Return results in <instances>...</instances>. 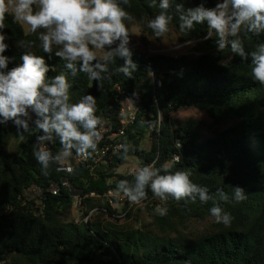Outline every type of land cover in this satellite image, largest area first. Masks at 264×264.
Segmentation results:
<instances>
[{"label":"trees","instance_id":"obj_1","mask_svg":"<svg viewBox=\"0 0 264 264\" xmlns=\"http://www.w3.org/2000/svg\"><path fill=\"white\" fill-rule=\"evenodd\" d=\"M216 2L222 0H174V4L184 3L185 9L201 3L214 7ZM149 3L130 0L131 7H124L133 20L126 25L129 30L141 28L143 36L155 37L147 23L160 10L158 6L148 7ZM171 14L168 33L182 43H196L195 55L176 58L131 50L137 65L132 77L115 73L110 82H102V88L84 73L72 77L69 72L71 102L93 95L97 115L106 123L120 126L122 100L127 99L137 109L136 122L123 140L135 148L127 160H121L118 152L111 163L94 173L85 164L76 166L71 174L56 171L52 164L45 176L33 154V147L36 151L41 147L37 136L44 135L42 130H35V114L30 113L29 121L33 131L24 133L23 138L11 121L0 125V206L10 207L0 219V264H264V86L251 78V57L242 60L231 52L233 37H228L226 48L219 51L215 35L205 39L206 22L191 32H181L177 14ZM40 31L44 30L26 33L22 24L14 22L11 12L6 15L4 32L9 48L4 55L15 58L9 70L21 63L24 49L18 42L24 40L34 42L29 50L55 66V71L47 74L49 78L67 72L65 62L54 55L60 46L53 47L50 59L43 52ZM241 39L245 51L251 52L257 43H264V34L242 33ZM123 64V58H116L110 71ZM193 107L206 112L220 129L205 137L200 122L171 116ZM141 120L145 121L143 126ZM148 138L150 147L144 149ZM42 143L53 155L60 150L58 137ZM131 157L138 158L140 166L156 161V167L168 163L172 171H189L192 181L207 187L209 194L222 189L229 201L219 203L233 216L231 226L215 222L209 212L211 202L201 204L197 200L185 205L183 200L170 198L151 207L155 197L150 189L144 207H123L121 212L115 209L106 196L115 191L118 180L134 182L133 175L118 173ZM64 180L68 188L62 185ZM52 183L61 187L60 193L48 194L45 209L38 215L36 203L24 197V192L33 186L49 188ZM233 187L243 188L247 199L233 201ZM76 194L83 219L90 217L88 222L65 221L75 206ZM157 205L166 207L167 215H157ZM145 211L151 216L149 224L134 227L124 223L139 222ZM105 215L110 220H104ZM209 219L214 221L204 231H190L193 221Z\"/></svg>","mask_w":264,"mask_h":264},{"label":"clouds","instance_id":"obj_2","mask_svg":"<svg viewBox=\"0 0 264 264\" xmlns=\"http://www.w3.org/2000/svg\"><path fill=\"white\" fill-rule=\"evenodd\" d=\"M124 6L131 7L130 0H0V125L11 121L18 136L23 138L24 133L33 131L29 121L32 120L30 113L35 114V130H42L44 135L37 136L41 147L39 151L33 147V154L45 176L49 175L52 164L57 166L58 172L73 173L74 169L67 166L70 158L74 154L85 160L91 158L103 138L106 120L97 115L96 98L86 94L71 102L69 72L72 77L84 73L89 81L98 82V87L102 88V82H110L115 73L131 78L137 69L131 58L130 31L126 25L133 17ZM157 6L159 13L147 23L156 38L169 32L172 11L178 16L181 32H191L196 25L206 22L205 39L215 35L218 50L223 51L228 37H233L231 52L242 60L251 57V78L264 86V43H257L254 50L246 52L241 39L242 33L258 37L264 34V0H222L214 7L206 8L201 3L187 9L184 3L174 4V0H159L158 5L157 0H150L148 7ZM10 12L14 22L27 25L31 33L44 30L39 32L38 39L49 59L53 47L60 46L54 55L65 62L67 72L49 78L47 74L55 71V66L49 65L45 56L29 50L34 42L24 40L18 42V47L24 49L21 63L8 69L15 59L4 55L9 48L5 42L9 37L4 29L6 15ZM118 57L124 59V64L110 71V65L116 64ZM144 123L141 120V126ZM53 136L58 137L60 143L55 155L42 143L52 140ZM130 150L135 151V148L127 141L117 146L124 161ZM132 175L134 182L120 179L115 188L129 203L140 204L147 199L149 189L160 201L167 202L171 198L177 202L183 200L185 205L195 204L197 200L201 204L211 202L209 212L215 222L231 226L233 216L219 203L229 201V195L222 189L209 194L207 187L192 181L189 171H172L168 163L156 167L153 161L140 166ZM231 199L237 203L246 200L244 189L233 187ZM154 211L165 216L168 209L157 205Z\"/></svg>","mask_w":264,"mask_h":264},{"label":"rangeland","instance_id":"obj_3","mask_svg":"<svg viewBox=\"0 0 264 264\" xmlns=\"http://www.w3.org/2000/svg\"><path fill=\"white\" fill-rule=\"evenodd\" d=\"M23 25V24H22ZM26 33H30L27 25H23ZM129 33L130 36V44L129 47L131 50H135L141 53H146L151 56L155 55H165L176 58L181 57H190L196 54L195 45L196 43H182L175 34L167 33L161 39L155 38L154 36H143L142 30L139 27L131 28ZM118 43V42H117ZM116 45H113L115 47ZM173 119H177L180 121L194 120L200 122L201 131L205 137L211 136L212 131L220 129L219 127L213 124L212 119L209 115L201 110L196 108H184L177 112H174L172 115ZM18 145V141L16 140L13 148H16ZM150 147V139L148 138L145 142L144 149H148ZM140 167L139 160L136 157H131L129 159V163L123 166L118 170L119 174L122 175H132L138 168ZM75 206L73 207L72 212L65 217L66 222H77L82 217V208L80 205V199L78 198V194H76ZM79 202V205L77 203ZM115 209H119L118 211H122L123 206H114ZM140 221L136 222L135 220H125L124 223L127 225H131L134 227H141L142 225L149 224L151 221V216L148 211L143 212L140 216ZM104 220H110L108 215L103 217ZM214 220L209 219L206 221H193L190 227V231L193 232H202L204 231L210 223Z\"/></svg>","mask_w":264,"mask_h":264},{"label":"built area","instance_id":"obj_4","mask_svg":"<svg viewBox=\"0 0 264 264\" xmlns=\"http://www.w3.org/2000/svg\"><path fill=\"white\" fill-rule=\"evenodd\" d=\"M122 104V118L120 121V126L115 125L114 123H106L104 129L102 130V140L98 144V150L93 154V156L87 160L73 155L70 160L67 162V166H71L73 169L76 166L85 164L91 173H94L97 169H101L103 166L111 163L115 156L118 154L117 146L121 143H124L123 140L127 137V129L134 125L137 119V109L129 103L127 99L121 101ZM175 161H178L175 158ZM62 185L64 187H69L68 182L63 181ZM60 186L52 183L49 188H42L39 186H33L28 188L24 192V197L28 198L29 201H34L36 206L34 209L37 211L38 215H41L45 209L44 199L47 195H58L60 193ZM95 194H91V197H95ZM77 198V197H76ZM106 198L110 201L111 205L114 207L123 206L129 207L131 210H136L138 208L144 207L148 201H142L140 204H131L128 202L127 198L123 194H119L115 191L109 192ZM112 198L120 201V204H117L115 201L111 200ZM155 203H165V201H160L158 199L152 200L151 207L155 206ZM79 205V202L77 203ZM10 210V207L5 208L0 206V219L1 217ZM90 217H86L77 221V223L88 222Z\"/></svg>","mask_w":264,"mask_h":264}]
</instances>
